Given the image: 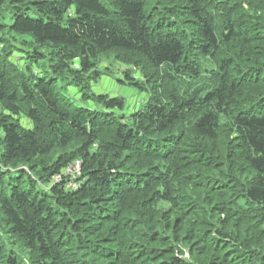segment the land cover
<instances>
[{"label":"trees","instance_id":"obj_1","mask_svg":"<svg viewBox=\"0 0 264 264\" xmlns=\"http://www.w3.org/2000/svg\"><path fill=\"white\" fill-rule=\"evenodd\" d=\"M0 264H264V0H0Z\"/></svg>","mask_w":264,"mask_h":264},{"label":"rangeland","instance_id":"obj_2","mask_svg":"<svg viewBox=\"0 0 264 264\" xmlns=\"http://www.w3.org/2000/svg\"><path fill=\"white\" fill-rule=\"evenodd\" d=\"M104 64L107 63H102L100 68H103L102 65L104 66ZM116 66L117 65L113 67L114 69L109 75L103 76L98 84L93 85V92L97 94H107L110 96V98L120 97L125 99L127 113L136 111L141 107L145 98L138 90L120 83L119 80H121V75L118 72L119 69ZM134 77L137 78L138 75H135ZM90 103L91 102H89V104Z\"/></svg>","mask_w":264,"mask_h":264},{"label":"built area","instance_id":"obj_3","mask_svg":"<svg viewBox=\"0 0 264 264\" xmlns=\"http://www.w3.org/2000/svg\"><path fill=\"white\" fill-rule=\"evenodd\" d=\"M82 172V163L81 161H75L74 163L70 164L68 167H66L61 175H58L55 177V180L61 181L62 177L67 179L69 181L68 187L69 188H75L76 183L73 181L76 177L81 176Z\"/></svg>","mask_w":264,"mask_h":264}]
</instances>
